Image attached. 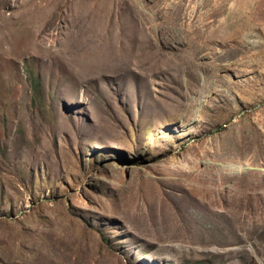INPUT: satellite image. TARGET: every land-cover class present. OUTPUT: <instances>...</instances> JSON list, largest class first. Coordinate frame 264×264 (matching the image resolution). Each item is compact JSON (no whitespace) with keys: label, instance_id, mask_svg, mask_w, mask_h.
I'll list each match as a JSON object with an SVG mask.
<instances>
[{"label":"rangeland","instance_id":"obj_1","mask_svg":"<svg viewBox=\"0 0 264 264\" xmlns=\"http://www.w3.org/2000/svg\"><path fill=\"white\" fill-rule=\"evenodd\" d=\"M0 264H264V0H0Z\"/></svg>","mask_w":264,"mask_h":264}]
</instances>
